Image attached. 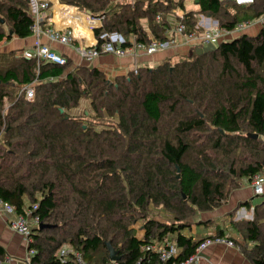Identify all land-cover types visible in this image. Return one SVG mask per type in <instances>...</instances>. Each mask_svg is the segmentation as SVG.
<instances>
[{"label": "trees", "instance_id": "16d2710c", "mask_svg": "<svg viewBox=\"0 0 264 264\" xmlns=\"http://www.w3.org/2000/svg\"><path fill=\"white\" fill-rule=\"evenodd\" d=\"M185 1L60 0L104 17L95 37L103 43L119 34L123 47L132 36L147 45L166 41L179 8L187 35L202 31L201 16L227 32L264 17V0L244 6L199 0L198 12L187 11ZM33 23L29 0H0V44L32 36ZM23 52L0 53V197L50 226L33 231L30 264H76L73 256L59 258L64 246L89 264H112L108 243L120 258L115 264H159V256L142 249L171 236L181 252L168 264H180L207 239L224 237L220 231L194 240L183 232L264 172V24L216 51L114 79L94 67L72 69L66 55L60 66ZM82 100L94 114H71ZM241 207L250 211L252 202ZM152 209H163L167 221ZM140 221L143 238L135 228ZM235 227L246 241L240 248L253 264H264V201L253 221ZM6 257L0 245V264Z\"/></svg>", "mask_w": 264, "mask_h": 264}, {"label": "crops", "instance_id": "0c3cea01", "mask_svg": "<svg viewBox=\"0 0 264 264\" xmlns=\"http://www.w3.org/2000/svg\"><path fill=\"white\" fill-rule=\"evenodd\" d=\"M50 11H47L44 14V17L48 19H53L46 23L42 27L43 33L40 36L34 35L20 39L14 37L11 41H4L0 44V53H9L12 51L22 53L23 51H28L34 48L35 43L39 39L43 44L50 45L56 51L66 55L72 61V69L78 66H89L98 68L99 70L106 73L110 79H114L117 76H123L132 72L135 64L137 63L140 67H149L153 68L158 64L162 63L167 59L176 60L179 56H185L181 54H186L191 52V47L193 44L186 42L181 37H176L178 39V44L173 46L170 49L159 51L152 56H145L144 54H139V57L126 56L123 58L117 57L113 54H105L97 58L93 63H87L83 60L82 57L77 56L75 53L74 47L81 46L85 47L94 42V30L89 25V21L86 17L88 15L87 11H82L78 8L75 10L81 14L82 19L85 22L86 27H81L80 31L81 40H78L77 43H74L71 46H66L53 42L50 36L47 34L48 29H67L75 27L70 23L64 22L60 25L57 22L58 12L61 7L64 8H73L66 5H62L60 0H51ZM192 3V0H186L185 7L187 11L198 12L199 7L197 5V0H194L193 5H196L194 9H189L188 4ZM178 13L185 14V11L178 9ZM174 18H172L173 20ZM177 19L174 20L173 24L176 25ZM264 24V17L260 20H255L250 22L248 25H243V28L237 32H229L222 38H219V43L224 40H232L240 34L247 35H256L262 25ZM210 25V24H209ZM209 27H212L210 25ZM96 29V28H95ZM76 31V34L79 36V33ZM183 43L188 44V46L183 45ZM181 45V46H180ZM264 188V186H263ZM264 190V189H263ZM264 192V191H263ZM252 202V208L250 211H247L246 208L241 207L238 209L241 203ZM264 201V193L262 195L256 196L252 186L247 183L243 188L234 191L229 201L222 208L208 213H199L195 218L191 219L193 224L191 228L186 229L183 234L187 237H191L194 240H202L206 238H211L219 234L220 231L223 233V238L234 241L236 243L235 247H230L225 243H213L207 248L199 251L195 258L194 264H253L251 260L246 255L245 251L240 248L241 245H245L246 241L241 237L240 232L235 227L236 223L242 221H253L254 220V207ZM238 209V211H236ZM236 212V213H234ZM14 219L12 216H6L0 211V245L6 250L7 257L2 264H30L31 256L29 255L28 241L21 234L16 232L11 227V221ZM138 230L137 236L139 238L144 237V231L142 230V225L139 228L135 227ZM168 238V240H170ZM171 241V240H170ZM253 244H248V248H252Z\"/></svg>", "mask_w": 264, "mask_h": 264}, {"label": "built area", "instance_id": "2783aa9c", "mask_svg": "<svg viewBox=\"0 0 264 264\" xmlns=\"http://www.w3.org/2000/svg\"><path fill=\"white\" fill-rule=\"evenodd\" d=\"M222 2H235L239 6L251 5L255 2V0H220ZM31 15L34 19V23L31 27V31L34 35L40 36L42 31V24L44 23V14L47 11H50L52 3L51 0H29ZM72 7V6H69ZM78 10V7H73ZM174 15L179 19L175 25L173 30L167 31L168 39L164 42L153 41L150 45H147L142 42H138L135 36H132L129 40V45L123 47L122 45L125 43L123 36L119 34H111L109 36H104L103 43H100L99 40L94 35V42L90 45H86L85 47H74L75 51L81 55L83 60L87 63H93L97 58L101 57L105 54H113L117 57L123 58L126 56H134L136 58L139 57V54H144L145 56H152L159 51H164L172 48L173 46L178 44V39L181 37L186 42L190 44H196V48H202L207 46L209 43H213L214 45L219 44V38L224 37L228 34L227 31L221 30L218 25H214L217 21L213 20L211 16H201V19L198 23L197 31L193 34H186V26L180 22V20L184 19L183 12L178 13V9L173 11ZM88 14V13H87ZM89 25L92 30L95 28H101L103 25L104 17H93L91 14L86 15ZM53 21V19H48V22ZM212 27H209L210 25ZM243 28L242 25L238 26L233 32H237ZM47 34L50 36L53 42H57L62 45L71 46L74 43H77L78 40L82 38L76 34V31L73 28L67 29H48ZM200 32V33H199ZM23 56L28 60H36L40 62H48L60 66H64L67 64V58L64 54L60 53L53 49L50 45L43 44L39 39L35 43L33 49L24 51ZM140 66L136 63L132 72L137 75L140 70ZM26 98L29 101H32L35 97L34 90L31 86H27L25 89ZM251 186L255 192V195H262L264 192V173L256 176L251 183ZM37 209V207H35ZM0 211L4 213L6 216H12L14 219L11 221V227L13 230L21 234L28 241V245L30 242V238L32 236L33 231L40 226V219L37 216H33L32 211H26V215L18 214L15 206L11 205L8 202H5L0 197ZM213 243H225L230 247H235V242L225 239V238H215V239H207L204 241L198 251H201ZM143 251H151L153 254L159 256L160 263L159 264H168L172 259H176L181 249L176 246L172 241L166 240L162 242H156L153 244H149L148 246L142 249ZM29 255L33 257L36 252L33 249L28 250ZM197 253L180 264H194ZM69 256H73L76 264H89L87 263L80 253L73 250V248L64 246L59 252V258L65 262L69 258ZM115 264V263H112ZM140 264V263H138Z\"/></svg>", "mask_w": 264, "mask_h": 264}, {"label": "rangeland", "instance_id": "374dc122", "mask_svg": "<svg viewBox=\"0 0 264 264\" xmlns=\"http://www.w3.org/2000/svg\"><path fill=\"white\" fill-rule=\"evenodd\" d=\"M185 2H186V1H185ZM193 2H194V0H192V3H191V4H190V3L188 4V5H189V9H194V8H195L196 5H193ZM62 5H63V4H62ZM178 11H179V10H178ZM173 14H174V13H173ZM211 18H212V17H211ZM212 19H213V18H212ZM213 20H215V19H213ZM215 21H216V20H215ZM57 22H58L60 25L64 24V22L70 23L72 26L75 27V29H76L77 32L79 33V36H81V34H82V32L80 31L81 27H83V28L86 27L85 22H84V20L82 19L81 14H79L76 10H72L71 12H68V11H66V8H64V7H61L60 10H59V12H58ZM214 25H218V27H215V28H220V27H219V23H218V21H217V23H215ZM247 25H248V24H247ZM80 26H81V27H80ZM242 26H243V25H242ZM86 28L88 29V27H86ZM228 33H229V32H228ZM241 33H242V32H241ZM241 33H240V34H241ZM240 34L237 35V37H239ZM183 45L189 47L188 44L183 43ZM180 46H181V45H180ZM81 47H83L82 44H81ZM190 49H191V52L189 51V53L181 54V55H185V56H184L185 58L180 59V61H182V60L187 59V58L190 57V55H191V54L195 51V49H196V44H193V46H192ZM75 53L77 54V56L81 57L80 54H78L77 52H75ZM90 104H91L90 101H88V100H82L80 107H79L78 109L73 110V111L71 112V114H72V115H82V114H84V112H86L87 114H94V112H93V110H92ZM106 119H108V118H106ZM116 122H117L116 120H111V121H110V123H111L112 125H115ZM263 173H264V172H263ZM249 184L251 185V183H249ZM256 196H259V195H256ZM27 209H28V208H27ZM28 211H29V209H28ZM32 213H33V211H32ZM153 214H154L155 216H157V218H158L159 220L167 221V217H166V215H165V211H164L163 209H161V210H156V211L152 209V215H153ZM142 224H143V222L140 221V222H138V223L136 224V227L139 228V226H141ZM137 234H139V233H138V230H137Z\"/></svg>", "mask_w": 264, "mask_h": 264}, {"label": "water", "instance_id": "95a60500", "mask_svg": "<svg viewBox=\"0 0 264 264\" xmlns=\"http://www.w3.org/2000/svg\"><path fill=\"white\" fill-rule=\"evenodd\" d=\"M199 3V0H197V4ZM88 14H90L88 12ZM10 34L12 35L13 32H10ZM219 45V44H218ZM218 45H214L213 43H209L207 46L202 47V48H196L195 51L199 54H203V53H208V52H213L216 51L218 49ZM252 137L257 138L258 135H252ZM50 226L48 225H40L39 226V230H44V229H49ZM109 251H110V259L112 262L116 263L119 261V256L118 253L114 250L113 246L111 245V243L107 244Z\"/></svg>", "mask_w": 264, "mask_h": 264}]
</instances>
